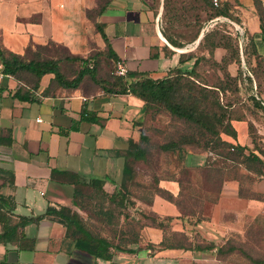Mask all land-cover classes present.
Here are the masks:
<instances>
[{
  "label": "crops",
  "instance_id": "0c3cea01",
  "mask_svg": "<svg viewBox=\"0 0 264 264\" xmlns=\"http://www.w3.org/2000/svg\"><path fill=\"white\" fill-rule=\"evenodd\" d=\"M256 3L264 9V0H220L221 6L228 7V14L236 18L234 23L240 30L238 52L231 58V49L226 45H200L205 27L197 43L199 35L182 48L171 45L162 33L164 0H111L95 20L87 12L97 7V0H0V50L28 61L38 47L55 45L65 52L60 56L86 59L105 52L109 43L116 59L101 55L94 58L95 62L107 57L115 65L124 66L127 73L143 72L153 79L177 67L190 69L197 55L217 63L228 58L224 70L216 67L213 71L219 82L226 72L237 83L235 91L225 88L221 96L225 100L233 95L240 98L230 102V108L236 110L230 120L234 134L223 133L221 137L250 147L248 124L250 120L259 124L252 111L260 114L254 99L264 100V78L260 77L258 64L264 56V33ZM95 22L101 25L107 41ZM232 22L227 19L225 23H211L209 28L224 24L227 34L233 35L236 30ZM182 54L190 58L180 63ZM59 66L71 79L74 74L67 70H78L81 62L63 59ZM108 88L109 84L95 82L89 75H84L76 87L61 86L53 73L36 79L20 71L17 76L0 79V214L14 226L11 235L2 234L5 227L0 222V235L5 238L0 241V264H187L191 260L199 264L218 247L217 239L242 233L245 218L264 214V176L250 186L255 196L240 195L238 180L230 178L222 184L219 198L205 204L209 215L204 213L197 222H202L199 231L208 245L192 247L202 248L153 249L133 243L128 245L131 251H115L110 259L95 258L75 248L64 226L53 216L43 215L46 208L70 204L73 173L104 178L112 183L114 191L117 183L113 179L122 166L119 151L126 148L130 138L137 142L146 115L142 99ZM185 150L175 171L184 166L185 159L194 165L206 159L205 152ZM155 181L162 193L151 195L148 204L138 200L137 205L161 217L182 216L179 207L163 194L173 198L179 195L178 175ZM40 215L43 217L38 219ZM187 225V216L177 219L172 231L192 240ZM142 233L143 244H159L165 235L149 226Z\"/></svg>",
  "mask_w": 264,
  "mask_h": 264
},
{
  "label": "trees",
  "instance_id": "16d2710c",
  "mask_svg": "<svg viewBox=\"0 0 264 264\" xmlns=\"http://www.w3.org/2000/svg\"><path fill=\"white\" fill-rule=\"evenodd\" d=\"M110 1L111 0H97V7L93 10L88 11V16L91 19L95 20V17L104 12ZM199 1L203 3L204 6L206 5L205 8L210 12L205 23H202L204 24V26L206 24H209V22L218 15L236 22V18L228 14V7L225 4L222 6H214L211 0ZM172 5L173 4L171 0H164V13L162 15L164 24L162 25V33L171 45L182 48L186 44L193 42L198 37L202 27L197 24H193L196 29L193 34L191 33L189 38L185 41L179 40L177 35L172 32L174 28L173 20L176 16L174 12H171ZM256 7L260 11L261 29L264 33V9L259 3H256ZM95 25L98 31L107 41L101 25L97 22H95ZM239 39L240 36L237 31L234 32L233 35H227L225 25L216 24L215 26H213V28H208V30L204 32L200 41V45H212L213 47L219 44L226 45L227 48L231 49V58L235 57L236 53L238 52V46L240 45ZM208 42L210 44H208ZM51 47L52 46L38 47L36 49V52L33 53L32 58H30L28 61L24 60L16 54L7 53L3 50H0L4 73L17 76L20 71H27L31 73L36 79L40 78L45 73H53L55 81L64 87H76L84 75H89L95 82L106 85L109 84V91L118 93L130 92L138 98L142 99L145 102L146 113L149 110L164 107L170 112L171 115L175 116L176 118L187 120L196 125L198 129L197 131H192L190 134H182L177 139H172L168 142L162 143L159 146L161 150L171 152L175 155H183L185 153V146L190 145L200 150L212 152L215 155L220 156V158H223V160H230L238 164L239 166L242 165L245 170L255 174L258 177L264 176V160L257 153H255L254 150L240 144H232L222 139L221 137V134L223 133L231 135L234 134V130L230 123V120L233 118L230 108L231 101H225L223 96H221V92H223L225 88H231L230 84H232V82L233 84H235L232 87L233 91H235V89L237 88L235 79L231 78L226 72L223 73V81H218V83H205L201 79H199L201 75H203V72H201L203 64L208 62L212 64L214 68L220 67L221 70H224V64L226 63L228 58H222L221 63H217L212 61L210 58H206L203 55H197L190 69H182L180 67H177L171 70L162 78L153 79L143 72H126L125 76L127 78H130L131 81L128 82L126 80V77L121 75H115L113 76L112 81H109L105 78L97 79V62H95L97 59H94L97 58V56L101 55H106L107 57L112 58V60L116 59V55L112 52L109 43L105 52H96L86 59H81L73 55H56L54 57H51L47 53V50ZM42 50L44 51L43 55L41 54ZM152 56H155V54H152ZM91 58H93L94 60H91L89 62L88 59ZM189 58V55L186 56L185 54H182L179 62L183 63ZM63 59L72 62H81L80 68L76 71L71 79L67 78L66 75L60 70L59 62ZM262 61H264V56L260 59V63H258L260 64V77L264 78V69L261 68ZM185 78L187 79V82H185V84H181L180 81ZM36 84L37 82L34 83V86H36ZM199 96L202 97L201 99L210 98L216 110H208V112H206V110L204 109L200 110L199 108H197V104L200 102ZM20 97L21 99L27 98L26 96ZM254 100L257 103V107L264 111V100L261 97H255ZM188 101H191L192 104H187L186 102ZM196 135H200L202 137L203 142H201V144L200 138H197ZM198 143L200 146L198 145ZM220 150L224 151V153H222ZM261 153L264 157V152ZM119 156L124 159V163L122 166V176L120 179V183H117V188L112 192V194H108L103 189V184L105 183V180L103 178L92 177L87 183L88 185L94 187L99 193L103 195L104 198H106L113 205L120 208H127L128 205L133 204L127 197L128 183L133 181L134 179V168L131 167L130 160L132 162L145 160L146 150L139 142H135L130 138L128 140L126 148L119 151ZM213 163L214 161L211 163V165ZM252 163L259 164L260 168H253L250 165ZM67 175L68 174L66 173V176ZM67 177H69V175ZM70 177L74 185L82 183L79 180V178H81V175L73 173L70 174ZM157 190L158 192L162 193V190L158 188ZM163 194L169 199L173 200V197L171 195L164 192ZM239 194L242 196L246 195L241 193L240 188ZM248 195L255 196V194L251 192H249ZM119 196L120 198L117 199V197ZM256 196L261 197L260 195ZM113 210H110L109 208L104 209L102 207L101 210H99V213L102 215V217H106V219L104 220L105 224L110 225L111 227H113L112 229H115L116 226L120 227L119 217L122 212L119 211V213H115V210ZM43 215H51L53 216V218H56L64 226L65 235L74 242L75 248L95 258L110 259L115 251H131V249L128 248V245L139 243L137 234H134L131 238H129L127 237L128 234H122V230L119 229V234H110L109 236H104L102 234H91L83 225L82 218L80 217L78 212L74 211L72 206L69 205L60 206L59 208L48 206ZM43 215L38 216V219L43 217ZM185 216H187L186 213H182V216L180 217H164L163 220L174 223L177 219L182 220ZM198 221H200V219L196 218L195 223H197ZM0 222L2 223L3 227H5L2 234L11 235L12 228L14 226H10V219L5 215L0 214ZM164 226L165 224L162 222L156 223V227L158 228H163ZM180 234L184 233L173 231V237L164 235L162 241L159 244L148 245H150V247H152L153 249L167 247H177L185 249L202 248L200 246L192 247L190 244L186 243V238H184ZM177 236H182L183 238H178ZM2 240H5V238L4 236L0 235V241ZM223 246L224 245L219 246L218 254H223L226 251L230 252L235 249V247L229 246L226 251H224ZM248 257L255 264H264V257L260 259H253L250 256Z\"/></svg>",
  "mask_w": 264,
  "mask_h": 264
},
{
  "label": "rangeland",
  "instance_id": "374dc122",
  "mask_svg": "<svg viewBox=\"0 0 264 264\" xmlns=\"http://www.w3.org/2000/svg\"><path fill=\"white\" fill-rule=\"evenodd\" d=\"M171 1L173 4L171 12L176 14L173 20L174 28L172 32L177 35L179 40L185 41L189 38L191 33L193 34L196 30L193 24L201 26L202 29L208 27L207 24L204 26L202 23H205L210 12L205 8L206 5L204 6L199 0ZM161 23L162 25L164 24L163 19ZM207 30L208 28L204 29V32ZM47 53L48 55L53 56L65 54L63 49L56 46H52L48 49ZM96 67V76L99 78H105L106 80L112 81L113 76L118 75L116 73V65L107 57L104 58V60L99 58ZM213 70L215 71L216 68H214L212 64L206 62L202 66L201 72H203V75H201L199 79L205 83H218L219 80ZM76 71L77 69L74 68L69 71L67 70L70 74H75ZM185 82H187L186 78L180 81L181 84H185ZM234 85L235 84L232 82V84H230L231 88L229 89L233 91L232 87ZM262 91H264V84L262 86ZM199 98L200 102L197 104V108L200 110L204 109L206 112H208V110H216L210 98L201 99V96H199ZM239 98V96L233 95L227 97L226 100L227 102L233 100L236 101ZM186 103L192 104L191 101ZM235 112V109H231L232 115L236 114ZM252 115L254 121L259 124L256 125L255 122L253 123L251 120L248 124V135L251 139V146L248 148L254 150V152L264 160L261 153L264 152V111L260 109V114L256 111H252ZM140 125L141 129L137 142L145 148L146 159L135 162L130 160V165L134 168V179L128 183L127 197L133 204L128 205L127 208H120L113 205L94 187L88 185L87 182L92 177L81 176L79 180L82 183L78 185L73 184V195L71 202L68 205L72 206L73 210L78 212L82 218L83 225L91 234L109 236L110 234H119V229L122 230V234H128L127 237L129 238L134 234H137L139 243L142 244V246L146 245L150 247L148 244H143L142 237H140V234H143L142 232L144 228L146 226L158 228L156 227V223L162 222L165 226L158 229L162 231V234L173 237L172 227L175 222L164 221V217L158 216L148 209L142 208L141 205H137V201L139 200L144 204L150 203V196L158 192L155 181L156 178L178 175L182 190L172 201L179 207L181 213H186L187 215L189 222V225H187L188 227L186 226V228H188L187 234H191L190 238L192 237L193 239L188 240L187 237L186 243L191 246L194 244L200 246L208 245L206 244L207 240L199 231L202 222L199 224L195 223V219L203 218L202 216L204 213V215H209L210 211L209 209H207V211L205 210V204L209 205L211 202L215 201L216 198H219L222 184L226 179L234 177V179L239 182L241 193L248 195L250 192V186L255 180L260 178V176L258 177L255 174L248 172L242 165L239 166L230 160H223V158H220V156H217L214 153L210 155L208 154V151L200 150L190 145L185 146V148L193 151L205 152L206 159L201 165H194L192 163L188 164L187 159H185L184 166L175 171L178 159L181 158L180 155L161 150L159 146L164 142L179 138L182 134H190L192 131H197L198 129L196 125L187 120L176 118L164 107L149 110ZM196 136L197 138H200L201 144V142H203L202 137L200 135ZM186 152L187 150H185L183 155H185ZM221 152L224 153V151ZM213 161L214 163L211 165ZM123 163L124 159L122 158V166ZM250 165L253 168H260V165L257 163H252ZM122 166L119 168L118 177L115 178V175H113L115 178L113 180L118 184L120 183L122 176ZM173 171H175V173H173ZM104 180L105 183L103 184V189L108 194H112V183L106 179ZM118 198H120V196L117 197V199ZM102 207L104 209H114L115 213H119V211L122 212L119 217L120 227L116 226L115 229H112L113 227L105 224L104 220L106 217H102L99 213V210H101ZM206 217L204 216V219ZM243 225L242 233H234L229 236H224L222 239H217L218 247L213 249V253H211L209 258L204 260V263L199 264H255L248 256L253 259L263 258L264 214L259 213L254 217L249 216L248 218H245ZM177 237L183 238L182 236ZM219 245H224V251H226L229 246H233L235 249L230 252L226 251L223 254H218ZM187 264L198 263H194V261L191 260V262H188Z\"/></svg>",
  "mask_w": 264,
  "mask_h": 264
},
{
  "label": "built area",
  "instance_id": "2783aa9c",
  "mask_svg": "<svg viewBox=\"0 0 264 264\" xmlns=\"http://www.w3.org/2000/svg\"><path fill=\"white\" fill-rule=\"evenodd\" d=\"M212 4L214 6H219L220 5V0H211ZM227 19L221 15L216 16L215 18H213L209 24H207L208 27H205L204 29H207L209 27H211V23H218V22H225ZM234 27V29L238 32L239 30V26L237 24H235L234 22L231 23ZM239 33V32H238ZM117 70L116 73L118 75H122L125 76L126 74V69L124 68V66H122L120 63L116 64ZM10 74L4 73L3 71V65L0 64V79L3 78L4 76H9ZM208 154H212V152H208Z\"/></svg>",
  "mask_w": 264,
  "mask_h": 264
},
{
  "label": "water",
  "instance_id": "95a60500",
  "mask_svg": "<svg viewBox=\"0 0 264 264\" xmlns=\"http://www.w3.org/2000/svg\"><path fill=\"white\" fill-rule=\"evenodd\" d=\"M203 30V29H202ZM202 33L199 35L198 39L196 40V43L198 42V40L200 39ZM181 50H184V49H181Z\"/></svg>",
  "mask_w": 264,
  "mask_h": 264
}]
</instances>
